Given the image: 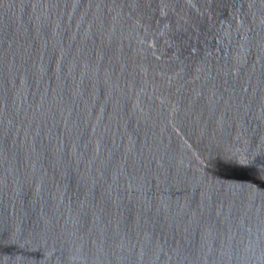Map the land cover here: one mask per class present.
Listing matches in <instances>:
<instances>
[{"label": "water", "instance_id": "95a60500", "mask_svg": "<svg viewBox=\"0 0 264 264\" xmlns=\"http://www.w3.org/2000/svg\"><path fill=\"white\" fill-rule=\"evenodd\" d=\"M0 264H264V0H0Z\"/></svg>", "mask_w": 264, "mask_h": 264}]
</instances>
